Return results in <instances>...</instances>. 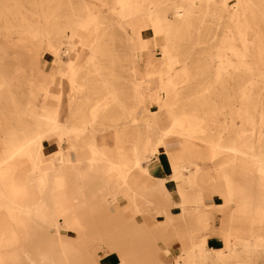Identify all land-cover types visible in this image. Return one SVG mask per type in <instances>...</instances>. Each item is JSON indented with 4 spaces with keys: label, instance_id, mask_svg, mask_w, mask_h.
<instances>
[{
    "label": "rangeland",
    "instance_id": "obj_1",
    "mask_svg": "<svg viewBox=\"0 0 264 264\" xmlns=\"http://www.w3.org/2000/svg\"><path fill=\"white\" fill-rule=\"evenodd\" d=\"M55 117L61 124L48 133L47 120ZM167 129L170 138L157 131ZM102 139L113 149L109 162ZM132 139L146 147L144 154L132 148L135 175L161 157L155 171L168 175L160 185L174 195L171 210L145 198L137 202L126 189L129 167L115 162L119 146ZM83 163L91 174L87 191L105 199L115 194V200L86 224V234L71 217L78 250L110 237L130 244L136 236L116 234L120 225L106 229L109 217L130 210L143 214L136 222L143 236L125 264H264V0H0V253L7 251L0 264H59L56 245L44 261L45 251L31 250L28 237L22 241L9 230L5 200L17 215H42L36 187L45 192L53 178L64 186L61 173ZM27 171L34 194L25 186ZM183 183L207 205L217 240L205 235L201 243L185 244L173 232L171 214L185 216V195L193 194ZM60 194L57 207L50 202L48 217L40 218L52 229L59 204L63 215L68 210ZM62 218L60 236L72 247ZM198 227L210 232V220L199 219Z\"/></svg>",
    "mask_w": 264,
    "mask_h": 264
},
{
    "label": "crops",
    "instance_id": "obj_2",
    "mask_svg": "<svg viewBox=\"0 0 264 264\" xmlns=\"http://www.w3.org/2000/svg\"><path fill=\"white\" fill-rule=\"evenodd\" d=\"M131 141L133 143L132 145L128 143L127 145L119 146V150H117V152L120 154V160H117L115 162L117 167H119L122 170L125 167H129L128 170H130L129 172L130 174L128 175L127 181L125 183L126 189L131 191V193L129 194L132 195L134 200L137 202H144V198H145L151 200L155 204L156 202H160L164 205L165 210H171L172 206H176V201L172 198L174 195L165 191L163 187L160 185L161 179L163 177L167 178L168 175L165 172L164 168H161L159 171H155V169L159 166L158 161L161 159V157L157 158V163L155 165H152L150 167L147 166L145 167L144 165L141 174L135 175L136 170L133 167V161H132V157L135 156V154L133 153L134 152L133 149H136L139 154H144L146 152L145 151L146 147L140 148L136 146L135 139L134 140L132 139ZM107 167H108L107 168V172H108L109 166ZM158 172H159L158 174L159 178L156 179L154 182L152 180V177H156V173ZM28 173L30 172L28 171L25 172V186H26V176ZM61 174L64 175V179H65L64 186L63 185L61 187L57 186L55 182L56 179L53 178L50 180V182L45 184L46 186L45 188H47V191L43 187L45 192H41L42 188L39 186L36 187L38 198H36L35 200L39 202L38 205L41 206V208L43 209L42 215L29 216V215H24L22 213L17 215L15 212L12 211V206L10 205L8 200L4 199L7 202V206H8L7 212L4 213L5 223L12 227V229L9 230L16 231L19 233V235L22 234L28 237V241L30 240L31 243V247H30L31 250L38 252H42V251L46 252L50 250H54V252L56 251L55 237L53 234V230L49 225V223L40 220V218L43 219L48 217V209L50 207V202L54 203L53 205L54 208L57 207L56 203L58 200L55 199V196H57L58 194L60 193L63 194L62 195L63 198L60 200L61 202L66 203L68 208L66 214L63 215L62 218L66 220V222L61 224L63 226L61 232L64 238H67V241L71 243L73 246L77 245L76 242L77 227H76V222L72 220L71 217L77 218L78 221L83 224L84 226L83 233L86 234V224H88L90 220L93 221L95 220V218L96 219L100 218L101 215L98 214L108 211L107 204L108 203L111 204L115 200V194H113L111 198L106 197L105 199L97 194H92L90 192V189H88L87 191L85 186L88 187L91 184L90 183L91 174H89V166H87L84 163L80 164V167H76L75 165L74 167H68V172L66 174L65 173H61ZM144 175H147L149 177L148 180L145 181V179H143ZM52 182H53L52 194L50 198V187ZM156 182H157V186H156ZM183 184H184L183 190L186 193L192 192L193 194L185 195V201H186L185 216L182 217V215L177 213L176 211L171 214V216L175 219V222L172 225L173 232L180 233L182 236V240L184 241L185 244H187V241L194 243V245L201 243L202 241L201 239L205 235H209V236L212 235L211 237L214 240H217L216 237L213 235L214 234L213 228L215 227L213 216L211 212H209L207 209H204V207H207V205L205 203L201 204V202H199L198 199L199 194L197 192V189L191 190L190 186L187 183H183ZM26 189L28 191V194H34V192H32L31 189L28 188L27 186ZM150 190H152L151 193ZM153 191L154 194L152 193ZM190 197L192 198L189 199ZM130 200L131 202H133V199ZM96 206H99L100 210H98L99 208L94 209ZM150 207H154L156 210L160 211V209L156 205ZM150 207H144L143 212L149 210L148 208ZM199 207L204 209L201 215H199V211L201 210L198 209ZM111 211H113V209H111L110 212ZM133 212L129 210L128 215H126L125 217L119 214H113L111 217H109L108 224L106 225L107 226L106 229L114 228V226L117 228L120 225L117 230L115 229L116 230L115 233L121 236L124 234L127 235L129 233L135 235L136 238L133 239L130 244L128 241L121 243L114 242V240L111 237L109 241H107L105 244L98 246H92L91 243L88 242L84 244L83 247H80L77 253L72 254L69 257V263L90 264L89 260L94 259L95 261L98 260L99 264H114V263L125 264V260L129 258V249L138 252L139 243H140L138 236L140 237L143 236L139 232L138 225L136 224L137 220L139 219V216H141L142 218L143 214L141 213L142 215H138V216L136 215L135 217L134 216L135 213L133 214ZM129 218H131V220H129ZM199 219L210 220V226H211L210 232L202 231L201 229H199L198 227ZM145 220L147 222V219ZM124 222L125 225H123ZM134 223L136 224V226H134ZM35 230H37L39 235L38 233L35 232ZM78 234L82 235V231L78 232ZM36 236L38 237L36 238ZM100 240L101 239H99L98 241ZM98 250H104L105 256L104 257L99 256ZM166 250L169 252L168 249ZM50 257L52 260H54L56 257V253L51 254ZM19 264H20V260H19Z\"/></svg>",
    "mask_w": 264,
    "mask_h": 264
},
{
    "label": "bare ground",
    "instance_id": "obj_3",
    "mask_svg": "<svg viewBox=\"0 0 264 264\" xmlns=\"http://www.w3.org/2000/svg\"><path fill=\"white\" fill-rule=\"evenodd\" d=\"M121 1V0H120ZM123 1H127V0H123ZM147 13H144V15H146ZM174 16H176L177 18H181L182 17V15L180 14V12H178V11H176V12H174ZM68 34H69V32H68ZM144 45V44H143ZM28 49V48H27ZM52 54V53H51ZM44 112H46V111H42V113H44ZM49 114V113H48ZM47 114V115H48ZM42 115V114H41ZM45 115V114H44ZM37 117H39V116H37ZM41 117V116H40ZM44 119H45V117H43ZM44 121V120H43ZM60 124H61V119H60V117H55V118H52V119H48L47 120V132L48 133H52L54 130H56L59 126H60ZM65 127V126H64ZM158 132H159V134H160V136H162V137H167V138H170V131H169V129H167V130H157ZM178 136V135H177ZM31 140H32V138H31ZM191 140V139H190ZM30 143V142H29ZM26 144H27V142H26ZM179 145H181V143L179 142V141H177L176 140V142H175V146L177 147V146H179ZM99 147H100V149H101V151H102V153H103V156L107 159V161L109 162V159H110V157H113V153H112V151H113V149L112 148H107L106 146H105V144L103 145V139H102V141L99 143ZM220 147V146H219ZM20 148H18V150H19ZM220 149H225L224 147H220ZM227 149V148H226ZM17 150V151H18ZM231 153H240V154H242V155H244V156H246V157H252V155L251 154H249V152H247V151H240V150H232V149H228ZM250 151H251V149H250ZM115 155V154H114ZM14 156V155H13ZM99 156V155H98ZM100 157V156H99ZM15 158L16 159H18L19 158V155H15ZM151 158V157H150ZM99 159V158H98ZM134 161H135V165H136V167H138V161H137V155H135L134 156ZM154 163H156V162H154ZM153 163V164H154ZM36 166H32V168L34 169ZM18 168H20V167H18ZM184 169V168H183ZM188 169V168H187ZM16 171H17V169L16 168H12V169H10V170H8V174H9V176H10V178H11V180H12V182H13V185H14V191L15 192H19V190H20V187L17 185V184H19L16 180H15V173H16ZM185 171V170H184ZM7 172V171H6ZM34 172V170H32V173ZM264 182V181H263ZM263 184V183H262ZM263 190V189H262ZM6 199V198H5ZM181 209V208H180ZM64 210H65V206L63 205V204H59V206H58V208H57V219H56V223H55V227L52 229L53 230V234H54V237H55V245L58 247V249H59V256H60V262H59V259H58V262H59V264H70L69 263V257L72 255V254H75V253H77L79 250H78V247L77 246H73V245H71L72 247H67V248H65L64 246H65V243L62 241V238H61V236H60V228H62L61 226H60V220H61V218H62V215H63V213H64ZM17 211V210H16ZM73 220V219H72ZM226 233V232H225ZM24 234H25V232H24ZM225 236H227V235H225ZM1 237V236H0ZM21 240L22 241H24V240H27V237L25 236V235H21ZM204 238V237H203ZM207 238V237H206ZM202 240V239H201ZM205 241H206V239H205ZM44 242V241H43ZM206 245H207V243H205ZM209 244V243H208ZM65 248V249H64ZM57 252V253H58ZM7 253V251H5V252H2V253H0V255H2V254H6ZM38 256H39V254H38ZM43 256V260L44 261H47L48 260V258H47V260L45 259V257H46V252L42 255ZM56 258H58V257H56ZM37 259V258H36ZM49 261H50V259H49ZM54 261H55V259H54ZM57 261V260H56ZM37 262V261H36ZM43 262H41V264H42ZM50 263V262H49ZM54 263V262H53ZM52 263V264H53ZM180 263V262H179ZM39 264V263H38Z\"/></svg>",
    "mask_w": 264,
    "mask_h": 264
}]
</instances>
